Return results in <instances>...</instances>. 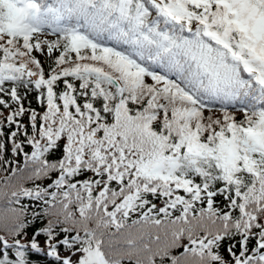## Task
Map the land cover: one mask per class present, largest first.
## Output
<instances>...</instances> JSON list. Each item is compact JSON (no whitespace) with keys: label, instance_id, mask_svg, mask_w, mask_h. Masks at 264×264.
<instances>
[{"label":"snow or ice","instance_id":"obj_1","mask_svg":"<svg viewBox=\"0 0 264 264\" xmlns=\"http://www.w3.org/2000/svg\"><path fill=\"white\" fill-rule=\"evenodd\" d=\"M0 264H264V0H0Z\"/></svg>","mask_w":264,"mask_h":264},{"label":"trees","instance_id":"obj_2","mask_svg":"<svg viewBox=\"0 0 264 264\" xmlns=\"http://www.w3.org/2000/svg\"><path fill=\"white\" fill-rule=\"evenodd\" d=\"M42 61H43V59H42ZM45 70H47V64L45 63ZM29 99H32V97L30 96L29 97ZM26 104H27V101L25 102ZM33 107H36V104H35V102L33 101V105H32ZM8 113L5 111V113H4V115L6 116Z\"/></svg>","mask_w":264,"mask_h":264},{"label":"rangeland","instance_id":"obj_3","mask_svg":"<svg viewBox=\"0 0 264 264\" xmlns=\"http://www.w3.org/2000/svg\"><path fill=\"white\" fill-rule=\"evenodd\" d=\"M41 59H43V58L41 57Z\"/></svg>","mask_w":264,"mask_h":264}]
</instances>
